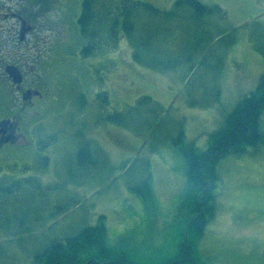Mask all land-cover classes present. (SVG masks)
<instances>
[{
	"label": "rangeland",
	"instance_id": "obj_1",
	"mask_svg": "<svg viewBox=\"0 0 264 264\" xmlns=\"http://www.w3.org/2000/svg\"><path fill=\"white\" fill-rule=\"evenodd\" d=\"M71 1L63 38L46 23L19 42V65L30 80H40L50 99L26 122L24 136L0 149V178L34 176L45 191L22 183L25 196L11 198L19 214L28 215L9 229L0 226V264H33L45 245L93 224L100 214L114 251L135 264H159L175 254L185 228L187 169L172 141L178 121L185 144L204 150L210 131L255 87L264 71V0H200L221 11L195 16L187 6L175 7V0H131L166 11L136 12L145 20V34L157 42L150 49L182 59L168 68L159 62L162 69L134 62L133 45L122 34L116 47L81 55L87 41L77 24L82 0ZM125 1L97 0L101 37L109 39L110 19L119 18ZM3 25L0 75L4 63L16 58L8 49L16 41L8 40ZM99 90L107 91L106 104L95 100ZM141 95L158 106H148L133 127L103 120L104 113L124 111ZM259 127L264 132V110ZM85 139L96 150L89 174L75 164ZM146 164L151 199L144 200L132 188L144 179ZM217 173L215 215L196 241L198 256L207 264H264V143L223 157Z\"/></svg>",
	"mask_w": 264,
	"mask_h": 264
},
{
	"label": "trees",
	"instance_id": "obj_2",
	"mask_svg": "<svg viewBox=\"0 0 264 264\" xmlns=\"http://www.w3.org/2000/svg\"><path fill=\"white\" fill-rule=\"evenodd\" d=\"M96 1H81L77 24L81 36L87 39L80 49L81 55H93L108 47L107 44L115 47L119 35L122 34L133 45L132 60L142 66L162 69V67L158 66L159 62L160 65L163 64L164 68H168L182 61V59H176L178 56L161 55L154 49H150L153 45L156 46L155 43L157 42L151 40L149 35L145 34V20H143L142 15L136 14L139 8L164 14H166V11H162L146 2L126 0L120 5L119 18L110 19L106 33V37L109 39H105L101 37L97 28L98 17L94 8ZM174 6L177 8L187 6L188 10L191 9L194 13L193 16L221 11L218 5L207 6L200 0H175ZM261 52L264 58V46L261 47ZM204 58L205 56L202 55L199 62H203ZM164 59L168 61L161 63ZM97 98L100 103L106 104L107 92H98ZM148 106L156 107L158 103L149 95H141L136 99L135 103L128 106L124 111L113 110L104 113L103 120L119 126L133 127L142 119L143 113L150 111L147 108ZM263 110L264 71L255 87L242 95L234 107L226 114L223 125L210 131L208 145L204 150H199L193 144H185L182 124L178 121L179 131L172 137V141L180 149L187 169L186 193L188 204L186 206L185 228L182 239L176 245L175 254L159 264H207L198 256L196 241L204 234L207 224L215 215V187L218 180L217 164L220 159L227 155L243 153L248 146H257L260 143H264V132L259 127V120ZM161 118L158 116L155 119ZM95 151L88 140H82L75 152V164L80 169H76L77 171H83L86 174L91 173L88 169L93 167V165L96 167V161L92 155ZM42 160V168H44L47 165V157H42ZM142 174L144 179L136 186H133L132 190L140 194L144 200L151 199L148 164H146ZM22 183L28 184V189L35 187L39 191L42 190L43 193L45 191V186L41 185L34 176H11L6 178L1 176L0 226L6 229H9L10 224L16 222L18 225L19 221L24 223L25 218H27L28 211L23 213L20 211L19 214V204L15 205L17 202L13 203L11 200L17 194L25 196L24 190H21ZM11 203H13L12 206L15 205L14 208H8ZM113 249L108 241L105 216L100 214L93 224L82 227L73 235L66 236L61 240H52L45 245L42 250L34 254L33 264H84L86 262L88 264L95 262L135 264L129 255Z\"/></svg>",
	"mask_w": 264,
	"mask_h": 264
},
{
	"label": "flooded vegetation",
	"instance_id": "obj_3",
	"mask_svg": "<svg viewBox=\"0 0 264 264\" xmlns=\"http://www.w3.org/2000/svg\"><path fill=\"white\" fill-rule=\"evenodd\" d=\"M72 6L71 0H0L3 33L7 38L11 36L16 41L15 46L8 47L16 58L7 63L14 64L22 73V80L18 83H13L5 72L0 75V149L23 136L26 122L40 114L50 99L40 80H36L35 76L31 77L35 81L30 80L19 65L20 31L26 29V38L39 25L47 23L57 37L63 38L68 31L66 16ZM8 40L10 41L9 38ZM23 41L24 39L20 43Z\"/></svg>",
	"mask_w": 264,
	"mask_h": 264
},
{
	"label": "water",
	"instance_id": "obj_4",
	"mask_svg": "<svg viewBox=\"0 0 264 264\" xmlns=\"http://www.w3.org/2000/svg\"><path fill=\"white\" fill-rule=\"evenodd\" d=\"M25 31H26V29H24V28L20 31V36H19L20 40H22L24 38ZM5 71L8 73L9 77H11L14 82H20L21 81L22 75L15 65L7 64L5 66Z\"/></svg>",
	"mask_w": 264,
	"mask_h": 264
}]
</instances>
